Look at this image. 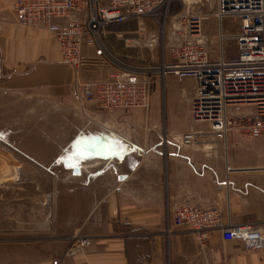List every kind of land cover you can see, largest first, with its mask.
Listing matches in <instances>:
<instances>
[{
    "label": "crops",
    "instance_id": "0c3cea01",
    "mask_svg": "<svg viewBox=\"0 0 264 264\" xmlns=\"http://www.w3.org/2000/svg\"><path fill=\"white\" fill-rule=\"evenodd\" d=\"M205 1L181 3L188 12ZM13 3L0 0V97L15 95L32 100L31 104L59 102L74 112L82 127L103 129L92 137L104 148L97 147L94 155L74 165L85 172L84 177L63 179L67 185L81 187L78 191L87 202V212L67 238L80 233L91 239L90 245L72 253L66 244L6 240L0 242V264H264L262 250L247 249L238 240H224L221 229L212 230L201 246L186 227L169 223L171 207L190 202L217 209L223 224H255L264 230V136L252 138L231 131L224 142L213 141L211 135H204L201 141L182 140L187 131L205 128L191 117L193 80L179 82L175 75H162L152 66L127 64L104 45L118 40L119 56H129L138 47L154 57L158 39L155 20L131 19L108 25L96 40V46L115 60L112 70H121L117 65L121 62L148 73L152 80L147 108L105 111L78 101L75 73L61 61L56 40L43 29L19 23ZM75 14L83 17L85 10ZM234 20L236 28L222 31L225 35L238 32L239 23ZM120 35L137 39L138 44H125ZM171 44L172 40L167 43L164 63L172 62ZM219 44L218 39V53L210 52L212 60L220 56ZM230 56L226 60L236 59L237 53ZM108 70H83L78 79H98ZM120 140L129 145L126 151L121 150ZM114 142L119 147L107 145ZM100 171L104 176H92ZM67 192L73 194L75 189Z\"/></svg>",
    "mask_w": 264,
    "mask_h": 264
},
{
    "label": "built area",
    "instance_id": "2783aa9c",
    "mask_svg": "<svg viewBox=\"0 0 264 264\" xmlns=\"http://www.w3.org/2000/svg\"><path fill=\"white\" fill-rule=\"evenodd\" d=\"M173 0H14L13 8L19 23L47 31L57 42L61 60L75 73V89L81 104L99 110L129 111L147 108L150 103L152 80L140 70L129 69L117 62L121 70L110 68L115 61L96 40L111 24L131 19L166 18ZM214 15L237 19L239 30L225 35L219 30V58L212 60L201 35L199 18L183 20L180 39L169 46L172 62L163 63L162 75L171 73L179 82L193 80L191 117L205 123L203 132L184 133L186 143L201 141L211 135L223 142L231 131L257 138L264 136V0H214ZM85 10V16L75 13ZM122 37L125 44L137 45L138 40ZM235 41L237 57L226 60L223 40ZM106 67L107 74L94 80H80L87 69ZM244 109V110H242ZM191 136L193 138L191 139ZM198 137V139H196ZM226 170H230L226 166ZM169 223L186 227L203 246L209 233L221 229L224 240H238L247 249L262 250L264 230L261 225H227L214 208H202L190 202L174 204L169 211ZM75 251L91 243L88 236L76 241Z\"/></svg>",
    "mask_w": 264,
    "mask_h": 264
},
{
    "label": "rangeland",
    "instance_id": "374dc122",
    "mask_svg": "<svg viewBox=\"0 0 264 264\" xmlns=\"http://www.w3.org/2000/svg\"><path fill=\"white\" fill-rule=\"evenodd\" d=\"M205 2L187 12L181 0L172 1L167 17H158L153 22L158 38L154 57L150 51H140L138 47L129 56H119L115 47L119 45L118 40L117 43L104 42L106 50L127 64L152 66L160 71L167 43L180 39L181 23L193 17L201 21V35L210 52L218 53L217 30L221 28L228 33L236 28V22L231 17H223L219 23L214 16V0ZM175 13L180 15L173 18ZM232 40H224L226 59L236 53ZM27 101L10 94L0 97V242L20 239L26 243L66 244L71 252L78 246L76 241L81 234L71 239L67 237L87 212V202L84 194L78 191L81 187L67 185L63 179L85 176V172L74 165L94 155L97 147L104 148V144L99 145L97 138L92 137L103 129L90 125L82 127L81 122L75 121L74 112L60 106L59 102L56 105L50 101L41 104ZM196 123L205 128L194 131L206 130L205 123ZM120 142L121 150L126 151L129 145ZM107 145L119 147L117 142ZM92 176L104 175L100 171ZM118 177L123 175L118 174ZM74 189L73 194L67 192Z\"/></svg>",
    "mask_w": 264,
    "mask_h": 264
},
{
    "label": "snow or ice",
    "instance_id": "6c2138e0",
    "mask_svg": "<svg viewBox=\"0 0 264 264\" xmlns=\"http://www.w3.org/2000/svg\"><path fill=\"white\" fill-rule=\"evenodd\" d=\"M81 153H76V155H80Z\"/></svg>",
    "mask_w": 264,
    "mask_h": 264
}]
</instances>
